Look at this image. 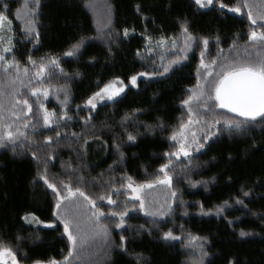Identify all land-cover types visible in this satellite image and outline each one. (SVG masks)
Wrapping results in <instances>:
<instances>
[{"label": "trees", "instance_id": "obj_1", "mask_svg": "<svg viewBox=\"0 0 264 264\" xmlns=\"http://www.w3.org/2000/svg\"><path fill=\"white\" fill-rule=\"evenodd\" d=\"M95 2L97 7L93 9L89 0H40L36 23L40 35L36 43L34 36L24 34V0H6L14 45L13 54L8 58L14 56L22 66L28 65L31 73L35 69L28 56L38 63L41 57L45 58V63L49 58L58 59L63 73L59 68L51 69L49 95L47 98L41 96L40 102L59 116L64 95L57 89L65 86L69 89L67 110L73 116L66 127L62 125L59 129L68 138L58 141L54 131L42 126V111L35 99L20 89L33 103V112L25 110L12 126L11 130L19 127L26 133L20 138L19 146L15 150L11 146L0 147V241L12 247L21 264H33L35 260L63 261L69 247L62 224L53 216L55 199L52 190L39 179L46 160L51 182L58 186L61 180L67 183L68 176L74 171L71 176L73 187H80L86 196L96 200L102 211L122 210L128 199L126 195L112 196L120 201L119 206L109 205L107 200L100 201L98 197L113 192L110 184L119 187L126 177L143 183L160 174L159 166L167 159L164 154L174 150L169 136L174 128L187 120V107L181 101L191 94L198 82L200 52L204 49L201 38H208L205 62L212 58L217 60L212 66L213 76L208 77L204 86L206 92L210 90L208 85L215 73L222 70L221 64L264 56V46L257 44L254 47L248 41L249 31L253 27L260 30L264 21L251 25L245 9L241 14L227 9L220 11L215 2L208 8H200L194 0ZM236 2L223 0L229 5ZM18 8L22 19L16 18ZM184 21L189 32L197 38L193 48L187 52L186 60L181 59L168 73L159 75L163 66L177 56L185 55L178 52L183 46L180 38L184 37L181 31ZM125 28L129 29L127 37L123 34ZM109 30L111 35L106 36ZM81 37L85 38V43L80 53L66 57L64 53ZM160 38L175 40L178 44L176 48L169 44L147 46V41ZM149 48L152 51H148ZM141 72L157 74L140 77L137 84L128 85L122 95L98 104L91 111L90 122L85 124L81 118L89 115V109L84 102L92 93L117 77L127 81ZM15 75V70L8 75L0 72V80L6 81ZM44 84L48 85L47 79ZM77 105L82 110H78ZM5 106H8L7 97ZM193 108L196 110V104ZM216 118L221 120V124L215 126L221 129L217 136L192 154L191 164L183 158L171 173L173 190L184 203L174 202L171 215L161 219L130 210L121 229L102 219L101 223L108 224L110 230L109 255L104 254L105 241L97 238L84 246L78 259L76 255L70 258L72 264H198L200 244L207 252L203 264H229V261L233 264H264V122L229 132L222 128L225 119L244 118L225 109H216ZM25 120L29 123L28 128L23 126ZM161 124L163 129L158 126ZM146 126H152L151 130ZM72 133H76L77 138H73ZM128 133L135 135L136 140L128 141ZM46 136H52L51 143L46 144ZM84 140L88 143L82 148ZM114 142L120 145L119 151ZM50 156L54 159L49 160ZM189 180L207 184L192 187ZM243 191H249L250 195L244 197ZM236 197L243 199L247 207L236 204ZM79 201L82 202L80 198ZM224 201H228L230 207L216 215V206ZM201 205L204 212H211L203 214ZM27 213H33L45 223H29L23 219ZM154 219L156 223H153ZM53 221V226L47 225ZM82 227L87 230L88 224ZM169 229L179 239H164L163 232ZM241 230L250 235L241 237ZM121 234L126 237V252L117 247ZM190 236L201 239L191 241Z\"/></svg>", "mask_w": 264, "mask_h": 264}, {"label": "snow or ice", "instance_id": "obj_2", "mask_svg": "<svg viewBox=\"0 0 264 264\" xmlns=\"http://www.w3.org/2000/svg\"><path fill=\"white\" fill-rule=\"evenodd\" d=\"M214 2L219 6V10L223 11L227 9L231 13L241 14L243 9H248L247 17L251 22V25L256 26L258 21L251 11V6L249 0H237L236 3L229 5L223 3V0H194V3L200 8H208L213 5ZM32 6L29 7V0H24V34L26 36L35 37V42H39L40 33L36 31V23L38 17V9L40 7V0H31ZM89 6L95 9L97 4L95 0H89ZM137 11H140L139 5H137ZM9 6L6 0H0V72L8 75L11 70H15L16 75L9 77V79L0 80V147L11 146L13 150L19 146L20 138L26 136L25 132H22L19 127L15 128V131L11 130L13 124L20 120L22 114L26 112H33V103L29 102L27 96H25L20 89L23 88L25 92L30 93L31 97L35 99L37 107L42 111V121L43 127L45 129H51L54 131L57 140L67 139V134H62L59 130L61 126H67V122L73 119V116L69 114L68 103H69V89L65 86H61L57 89V92H62L64 99L60 101L63 106L61 114L56 115L55 111H49L44 103L40 102V97L47 98L49 95V87H51V77L53 68H59L60 72L63 73V69L60 67L59 60L56 58H49L47 63H45V58L41 57L39 63L34 60L31 56H28V61L33 69L34 73L30 72L28 65H21L19 60H16L14 56L11 59L8 58L9 55L13 54L14 45L12 44V36L5 35L4 33L12 32V21L9 19L8 13ZM21 10L18 8L16 10V18L22 19ZM260 21H264V14L259 16ZM110 23V21H109ZM107 26V25H105ZM257 27H253L248 33V41L252 43L255 47L257 44L264 46V24ZM181 31L184 36L183 46L180 51L185 53L184 56H177L169 64L163 66V71L158 73L159 75H164L168 73L173 64H179L181 59H187V52L193 48V44L196 41L194 37L188 30L187 22L181 23ZM125 37L129 35V29L125 28L123 31ZM106 36L111 35V31L105 33ZM204 49L200 52V65L204 69L205 78L213 76L212 66L217 64V60L212 58L208 63L205 62L206 50L208 47V38H201ZM217 40L219 38L217 37ZM85 38L81 37L79 41L72 44L71 47L64 53L66 57H75L80 53V50L84 47ZM235 43V42H234ZM172 46L176 47V41H172ZM148 51H152L151 48ZM221 71L215 73V78L212 79L208 85L209 91H205V87L200 84L198 79L196 90L192 91L186 99L181 101L182 105L187 107V121H182L177 128H174L169 136L170 141L173 142V151L166 152L164 155L167 158L166 162L159 166V173L154 179L146 180L143 183H136L133 181L132 177H126V183L121 182L119 187L115 183L110 184V188L114 191L107 196L101 195L98 197L100 201L107 200L109 205L119 206L120 201L114 200L113 195H127L128 199L123 203L122 210H116L115 208L109 209L108 213H105L97 206V201L93 200L91 197L85 195L80 187H73L71 183V176H68V182L65 183L63 180L57 183L51 182L47 176V163L44 162L43 173L39 174V179L47 185L49 189L52 190L55 199V208L53 211V216L60 220L63 224V234L66 235L69 247L67 255L63 257V261H57L55 259H50L48 261L35 260L33 264H72L70 258L76 255L79 258V252L84 249V246L89 243L90 240H95L97 238L105 241L104 254L109 255L110 246V230L108 224L101 223V220H109L115 224L116 229H121L126 224V217L129 215L130 210H138L143 212L145 215L156 218L165 217L171 215L173 211V203L176 202L182 205L184 202L180 199L178 192L173 190V175L172 171L175 169L177 162L180 161V157L187 158L188 163L192 162V153L198 152L205 147L209 140L217 136L218 132L221 130L215 128L216 125L221 124V120L216 118V109H226L231 113L237 114L240 119H225L222 124V128L231 132L243 130L245 126H255L261 122H264V56L258 55L255 60H244V61H233L228 64H221ZM199 71V70H198ZM157 73H139L140 76H154ZM67 77V74H65ZM75 75H79L76 73ZM23 77V78H22ZM71 78V77H67ZM48 80V85L45 86L44 81ZM133 85L136 84L137 76L134 75L130 78ZM119 77L113 81L105 83L99 91L92 93L91 96L84 102L85 107L89 109V115L82 117L85 124L89 123L91 120V111L96 109L97 101L107 100L111 101L114 97L120 95L124 91L123 82L119 81L120 87H117V82ZM7 88V91L5 90ZM207 97L204 99V97ZM7 97L8 106H5V98ZM22 97V98H21ZM57 98H59L57 96ZM211 101V103H209ZM193 102L196 104V110L193 108ZM78 110H82L80 105H77ZM5 113H8L6 116ZM203 113V114H202ZM35 115V113H33ZM78 115V112H77ZM210 116V118H209ZM125 119H128L126 116ZM24 128L29 127L27 120L24 122ZM54 126V127H53ZM163 129V125H158ZM193 126L199 130L201 135L197 134V131L193 130ZM35 129V125H32ZM148 130H151L152 126H146ZM215 129V130H214ZM73 138H77L76 133L71 134ZM46 144L52 142V136H46ZM83 139V137H79ZM128 141H135L136 136L132 133L127 135ZM88 143L84 140L83 148ZM114 147L117 151L120 149V145L114 142ZM123 157V152L119 153ZM35 157L36 153H32ZM54 159V157H49V160ZM69 168L71 165L68 166ZM189 183L192 187L197 184L203 183L207 184L205 181H191ZM155 185H165L169 189V194L171 201L166 200L164 203L159 204L158 207L149 205L146 207L145 200L141 193L144 189H152ZM130 189V194L125 190ZM242 195L247 197L250 195L249 191H243ZM83 197L84 201L87 202L85 205L83 202L79 201V198ZM76 198V199H73ZM136 201L139 202L138 209ZM235 203L244 206V200L240 197L235 198ZM131 204V209L129 208ZM90 206V207H88ZM226 207H230L228 201H224L222 204L217 205L215 212L216 215H221ZM201 211L203 214L207 215L208 212L203 211V206L201 205ZM187 213H185L186 215ZM31 217V219H29ZM29 223L35 221L39 223H45L40 221L33 213H27L23 217ZM54 221L49 223V226L54 225ZM87 223L88 228L85 230L82 225ZM156 223V220H153ZM143 227V226H141ZM241 237L250 235L243 230L239 232ZM164 239H179L175 236L173 231L169 229L163 232ZM19 239V237H17ZM191 241H197L201 238L196 236H190ZM126 237L120 235V244L117 246L122 251L126 252L125 247ZM201 257L198 264H203V257L207 255V252L203 251V244H200ZM10 258L11 264H20L17 259L15 251L12 247L6 245L3 241H0V264H8L7 259ZM139 259V257H138ZM229 264H233L229 261Z\"/></svg>", "mask_w": 264, "mask_h": 264}, {"label": "rangeland", "instance_id": "obj_3", "mask_svg": "<svg viewBox=\"0 0 264 264\" xmlns=\"http://www.w3.org/2000/svg\"><path fill=\"white\" fill-rule=\"evenodd\" d=\"M249 4H250V6H251V11H252V14H253V16L255 17V18H257V21L258 22H261L260 20H259V16L261 15V14H264V0H249ZM245 11L246 12H248V9H246L245 8ZM5 35H8V36H11V34H10V32H8V33H5ZM184 40V37H182V39L180 38V41H183ZM172 41L173 40H168V39H165V38H160V39H155V40H149V41H147V46L148 47H153V46H157V47H162V46H164V45H166V44H169V45H172ZM176 43L178 44V42L176 41ZM177 46V45H176ZM176 48V47H175ZM179 49V48H178ZM179 52V55H181V53L184 55L185 53H183V52H181L180 50L178 51ZM181 52V53H180ZM142 73V72H141ZM139 73H137V74H135L136 76H137V81H138V79L140 78V77H144V76H140V75H138ZM134 76V75H133ZM132 77V76H131ZM131 77H129V79L127 80V81H125V80H123V79H121V78H119V81H122L123 82V87H124V91L123 92H121L120 93V95H122L124 92H125V90H126V88H127V86L128 85H130V86H135L136 84H137V81H136V84L135 85H133L132 83H131V80H130V78ZM116 79V78H115ZM115 79H113V80H115ZM199 81H200V84L202 85V86H205V84H206V81H207V79H208V77L207 78H205V72H204V69L202 68V66L200 65V68H199ZM113 80H111V81H113ZM119 81L117 82V87H120L121 85H120V83H119ZM197 86V85H196ZM196 86L195 87H193L192 88V90H191V93H192V91H194V90H196ZM103 87V86H102ZM101 87V88H102ZM99 91V90H98ZM97 92V91H96ZM119 95V96H120ZM118 97V96H117ZM117 97H114L113 98V100L115 99V98H117ZM109 100H107V98H105L104 100H98L97 101V105L98 104H100V103H103V102H108ZM112 101V100H111ZM195 105V102H193V105L192 106H194ZM187 121V120H186ZM193 130H195V131H197V134L198 135H201V133L199 132V130L198 129H196V127L195 126H193ZM215 130V129H214ZM202 150V149H201ZM193 153H195V152H193ZM192 153V154H193ZM184 157H180V160L181 159H183ZM127 181H125L124 183H126ZM127 193H129L130 194V189H126L125 190ZM141 195H142V197L144 198V200H145V205H146V207H148L149 205H152L153 206V210H154V208L155 207H158L159 206V204H161V203H164L166 200H168V201H171V197H170V194H169V189L167 188V186H165V185H155L154 186V188H152V189H144V191L141 193ZM127 196V195H126ZM127 198H128V196H127ZM80 200L83 202V203H86V201H84V198L83 197H80ZM137 203H138V205H139V202L138 201H136ZM87 204V203H86ZM143 213V212H142ZM144 214V213H143ZM145 215V214H144ZM147 216V215H146ZM150 217V216H149ZM153 218V217H152ZM156 218H159V219H161V217H156ZM162 218H164V217H162ZM60 221V220H59ZM60 223L62 224V222L60 221ZM48 226H49V224H47ZM62 226H63V224H62ZM66 236V235H65ZM7 259V262H8V264H11V261H10V258H6ZM21 264V263H20Z\"/></svg>", "mask_w": 264, "mask_h": 264}, {"label": "water", "instance_id": "obj_4", "mask_svg": "<svg viewBox=\"0 0 264 264\" xmlns=\"http://www.w3.org/2000/svg\"><path fill=\"white\" fill-rule=\"evenodd\" d=\"M226 110V109H225Z\"/></svg>", "mask_w": 264, "mask_h": 264}]
</instances>
